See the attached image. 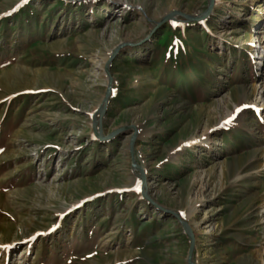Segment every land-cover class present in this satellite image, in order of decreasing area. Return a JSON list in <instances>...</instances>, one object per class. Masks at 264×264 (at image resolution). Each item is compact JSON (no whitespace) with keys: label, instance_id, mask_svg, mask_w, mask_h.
Masks as SVG:
<instances>
[{"label":"rangeland","instance_id":"1","mask_svg":"<svg viewBox=\"0 0 264 264\" xmlns=\"http://www.w3.org/2000/svg\"><path fill=\"white\" fill-rule=\"evenodd\" d=\"M209 5L0 0V264H264V0Z\"/></svg>","mask_w":264,"mask_h":264},{"label":"water","instance_id":"2","mask_svg":"<svg viewBox=\"0 0 264 264\" xmlns=\"http://www.w3.org/2000/svg\"><path fill=\"white\" fill-rule=\"evenodd\" d=\"M210 5H211V2H210ZM210 5H209V7H210ZM189 17H190V16H189ZM185 18H187L186 15H185ZM192 18H194V17H192ZM169 19H171V15L166 16V17L164 18L163 22H165V21H167V20H169ZM187 19H188V18H187ZM188 20H192V19H188ZM107 69H108V67H107ZM109 91H110V90H109ZM104 111H105V110H104ZM93 130H95V126L93 127ZM94 135H95V137H96L98 140H100V141H105V140L108 141V140H111V139L114 137L115 134H111V135L105 137V136L103 135V132L98 131V132H95ZM134 140H135V139H134ZM134 140H132V145H133V143H134ZM140 172L142 173L143 171L140 170ZM146 181H147V180H146ZM145 185H147L146 182H145ZM145 185H144V183H143V186H145ZM142 194H143V192H142ZM143 196H144V198H145L146 200L151 201L150 198H149V196H148L147 194H143ZM175 218L180 222L181 226L185 229V232L187 233V235H188L189 238L191 239V249H190V253H189V262H190V264H192V263H191V257H192L193 249H194V247H195V236H194V233H193V231H192L190 225L187 224L185 221H183L179 215L176 214V215H175Z\"/></svg>","mask_w":264,"mask_h":264},{"label":"bare ground","instance_id":"3","mask_svg":"<svg viewBox=\"0 0 264 264\" xmlns=\"http://www.w3.org/2000/svg\"><path fill=\"white\" fill-rule=\"evenodd\" d=\"M210 2H211V5H210V7L208 8V10L205 12V14H204V17H208L209 15H210V10H211V8H212V6L214 5V0H210ZM188 19H191V17H189V16H186ZM202 18V17H201ZM201 18H198V19H201ZM226 24H229V22L228 23H226ZM225 24V25H226ZM223 31H225V33L224 34H222L223 36H226L227 35V30L226 29H223ZM264 38V37H263ZM263 38H262V40H263ZM262 40H260V41H262ZM264 44V43H263ZM259 54V53H258ZM256 58H263L264 59V57L263 56H260V54L259 55H254ZM259 64H261V63H259ZM262 66V65H261ZM261 76H262V74H261ZM264 83V82H263ZM263 90H264V84H263ZM100 113H102V111L100 112ZM101 116H102V114H101ZM96 121H95V124L93 125V127L95 126V130H94V133L95 132H98V131H100L101 130V122L99 121L100 120V116L98 115L96 118ZM94 119V120H95ZM153 185V183H151L150 185H149V187L148 188H150L151 189V186ZM154 186H155V184H154ZM145 188V187H144ZM143 192V191H142ZM143 194H145V192H143ZM182 219V218H181ZM184 221V220H183Z\"/></svg>","mask_w":264,"mask_h":264},{"label":"snow or ice","instance_id":"4","mask_svg":"<svg viewBox=\"0 0 264 264\" xmlns=\"http://www.w3.org/2000/svg\"><path fill=\"white\" fill-rule=\"evenodd\" d=\"M25 2H27V0H25Z\"/></svg>","mask_w":264,"mask_h":264}]
</instances>
